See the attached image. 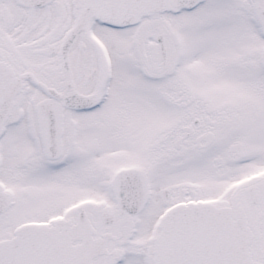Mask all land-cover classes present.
Here are the masks:
<instances>
[{
	"label": "snow or ice",
	"instance_id": "obj_1",
	"mask_svg": "<svg viewBox=\"0 0 264 264\" xmlns=\"http://www.w3.org/2000/svg\"><path fill=\"white\" fill-rule=\"evenodd\" d=\"M0 264H264V0H0Z\"/></svg>",
	"mask_w": 264,
	"mask_h": 264
}]
</instances>
